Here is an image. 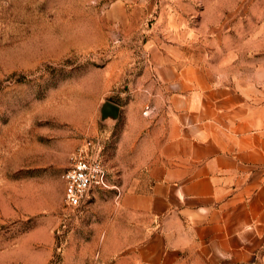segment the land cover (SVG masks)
<instances>
[{
    "label": "rangeland",
    "instance_id": "374dc122",
    "mask_svg": "<svg viewBox=\"0 0 264 264\" xmlns=\"http://www.w3.org/2000/svg\"><path fill=\"white\" fill-rule=\"evenodd\" d=\"M206 95L264 107V0H0V264H132L106 231L146 187L140 131ZM88 136L109 186L70 206L62 173Z\"/></svg>",
    "mask_w": 264,
    "mask_h": 264
},
{
    "label": "crops",
    "instance_id": "0c3cea01",
    "mask_svg": "<svg viewBox=\"0 0 264 264\" xmlns=\"http://www.w3.org/2000/svg\"><path fill=\"white\" fill-rule=\"evenodd\" d=\"M186 106L180 119L140 131L153 133L146 187L120 194L121 240L112 244L114 218L106 238L132 264H255L264 249V107L211 95L195 113Z\"/></svg>",
    "mask_w": 264,
    "mask_h": 264
},
{
    "label": "built area",
    "instance_id": "2783aa9c",
    "mask_svg": "<svg viewBox=\"0 0 264 264\" xmlns=\"http://www.w3.org/2000/svg\"><path fill=\"white\" fill-rule=\"evenodd\" d=\"M104 145L95 137H85L62 173L64 201L70 206H80L96 187L108 185V173L102 157Z\"/></svg>",
    "mask_w": 264,
    "mask_h": 264
}]
</instances>
